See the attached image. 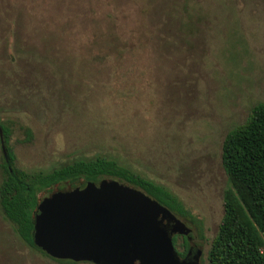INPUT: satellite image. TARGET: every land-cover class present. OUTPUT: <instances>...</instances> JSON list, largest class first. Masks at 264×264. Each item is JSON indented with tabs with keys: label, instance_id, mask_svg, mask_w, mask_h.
Wrapping results in <instances>:
<instances>
[{
	"label": "rangeland",
	"instance_id": "374dc122",
	"mask_svg": "<svg viewBox=\"0 0 264 264\" xmlns=\"http://www.w3.org/2000/svg\"><path fill=\"white\" fill-rule=\"evenodd\" d=\"M185 1L0 0V121L18 168L100 153L167 187L200 219L208 264L224 137L264 101V0ZM0 264L70 263L30 251L0 213Z\"/></svg>",
	"mask_w": 264,
	"mask_h": 264
},
{
	"label": "trees",
	"instance_id": "16d2710c",
	"mask_svg": "<svg viewBox=\"0 0 264 264\" xmlns=\"http://www.w3.org/2000/svg\"><path fill=\"white\" fill-rule=\"evenodd\" d=\"M189 0L185 1L188 4ZM191 16H189L190 18ZM8 161L0 163V213L15 238L30 251L59 263L70 259L52 258L33 242L34 211L43 198L40 193L116 179L139 188L179 218L189 220L202 237V223L167 187L115 158L104 154L79 157L45 169L25 170L14 165L9 147L10 128L0 121ZM25 139L31 131L24 127ZM221 159L230 189L224 191V212L208 251V264H264V101L253 105L246 119L230 129L223 140ZM45 197V196H44ZM172 238V242H175Z\"/></svg>",
	"mask_w": 264,
	"mask_h": 264
},
{
	"label": "water",
	"instance_id": "95a60500",
	"mask_svg": "<svg viewBox=\"0 0 264 264\" xmlns=\"http://www.w3.org/2000/svg\"><path fill=\"white\" fill-rule=\"evenodd\" d=\"M0 145L8 156L0 126ZM190 228L145 192L116 179L57 189L34 211L33 242L52 258L94 264H188L172 234Z\"/></svg>",
	"mask_w": 264,
	"mask_h": 264
},
{
	"label": "flooded vegetation",
	"instance_id": "af4514ba",
	"mask_svg": "<svg viewBox=\"0 0 264 264\" xmlns=\"http://www.w3.org/2000/svg\"><path fill=\"white\" fill-rule=\"evenodd\" d=\"M186 226L190 228L188 235L175 233L171 236L172 238L174 237L176 239L173 245L177 256L180 260L185 261L188 264H203L204 250L202 244L194 241L196 236L194 231H196L197 228L190 222L186 224ZM177 238H180L181 242L178 243Z\"/></svg>",
	"mask_w": 264,
	"mask_h": 264
}]
</instances>
